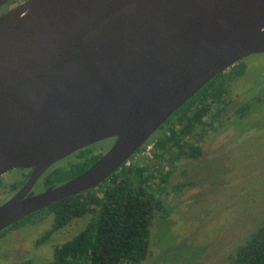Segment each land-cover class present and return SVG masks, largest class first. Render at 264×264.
Here are the masks:
<instances>
[{"label":"water","instance_id":"water-1","mask_svg":"<svg viewBox=\"0 0 264 264\" xmlns=\"http://www.w3.org/2000/svg\"><path fill=\"white\" fill-rule=\"evenodd\" d=\"M262 53L264 0H0V176L31 170L0 231L97 187L208 81ZM108 139L84 172L27 195Z\"/></svg>","mask_w":264,"mask_h":264},{"label":"rangeland","instance_id":"rangeland-1","mask_svg":"<svg viewBox=\"0 0 264 264\" xmlns=\"http://www.w3.org/2000/svg\"><path fill=\"white\" fill-rule=\"evenodd\" d=\"M242 60L246 70L228 83L227 106L197 129L199 157L161 164L170 174L159 196L161 209L152 215L148 254L140 264H230L237 247L264 222V53ZM109 145L104 141L93 148L104 152ZM150 146L130 163H157ZM18 174L13 170L1 177L0 201ZM90 216L73 219L39 244L51 216L9 231L0 237V264L25 259L46 264L54 247L80 231Z\"/></svg>","mask_w":264,"mask_h":264},{"label":"trees","instance_id":"trees-1","mask_svg":"<svg viewBox=\"0 0 264 264\" xmlns=\"http://www.w3.org/2000/svg\"><path fill=\"white\" fill-rule=\"evenodd\" d=\"M245 70L241 60L208 81L164 121L157 130L158 136L153 134L97 187L50 203L1 230L0 237L36 221V217L40 220L51 216L50 227L36 242L39 244L73 219L91 214L80 231L54 247L46 264H140L148 254L152 215L161 209L159 196L164 193L170 174L161 164L181 157H199L201 148L197 143L201 137L197 129L209 125L205 123L206 117L211 121L218 118L228 103L224 98L228 83L243 76ZM149 143V153L157 163H130ZM101 155L93 145L77 150L53 164L42 175L40 186L43 189L58 185L81 174ZM22 182L19 179L11 188L17 189ZM230 261V264H264V222L237 247ZM20 264L31 261L25 259Z\"/></svg>","mask_w":264,"mask_h":264},{"label":"flooded vegetation","instance_id":"flooded-vegetation-1","mask_svg":"<svg viewBox=\"0 0 264 264\" xmlns=\"http://www.w3.org/2000/svg\"><path fill=\"white\" fill-rule=\"evenodd\" d=\"M106 142V141H108V142H110V145H111V143H112V139H108V140H103V141H99V142ZM99 142H96V143H94V144H92V145H95V144H97V143H99ZM109 145V146H110ZM89 146H91V145H89ZM107 149V148H106ZM105 152V151H104ZM103 153V152H102ZM68 157V156H67ZM65 159V158H64ZM62 160V159H61ZM60 161V160H59ZM56 163H58V161L56 162ZM55 164V163H54ZM19 171V176H18V180L20 179H22L23 180V182H22V184L17 188V189H12L11 188V186H13L14 184H15V182H12L11 184H9V191L6 193V196H5V198L2 200V201H0V205L2 204V203H4V202H6L8 199H10L22 186H23V184L25 183V181L27 180V178L29 177V175H30V173H31V170H27V169H23V171H20L21 169H11V170H9V171H7L6 173H8V172H11V171ZM6 173H4V174H2L1 176H0V181H1V177L3 176V175H5ZM28 173V176H25V174H27ZM43 175V174H42ZM42 175L37 179V181L35 182V184L33 185V187L28 191V193H27V195L28 194H37V193H40V192H42V191H44L46 188H43L42 189V187L40 186V179H41V177H42ZM17 180V181H18ZM51 187V186H50ZM48 188V187H47Z\"/></svg>","mask_w":264,"mask_h":264}]
</instances>
